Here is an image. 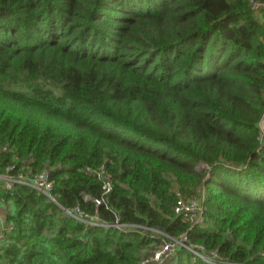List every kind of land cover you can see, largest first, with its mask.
<instances>
[{
  "label": "trees",
  "instance_id": "trees-1",
  "mask_svg": "<svg viewBox=\"0 0 264 264\" xmlns=\"http://www.w3.org/2000/svg\"><path fill=\"white\" fill-rule=\"evenodd\" d=\"M263 111L264 22L248 0H0V168H48L57 201L0 181V264H139L157 242L60 206L264 264ZM172 181L205 187L203 224L173 212ZM175 264L209 263L181 248Z\"/></svg>",
  "mask_w": 264,
  "mask_h": 264
},
{
  "label": "built area",
  "instance_id": "built-area-1",
  "mask_svg": "<svg viewBox=\"0 0 264 264\" xmlns=\"http://www.w3.org/2000/svg\"><path fill=\"white\" fill-rule=\"evenodd\" d=\"M252 10L259 15L264 22V0H248ZM261 129V139L263 138L264 129V113L259 123ZM17 157L12 158L11 162L6 164L1 170L0 181H3L4 188L9 190L14 183H22L33 187L36 191L44 194L49 200L57 202L51 193L53 181L49 177L48 168L40 169L32 172L26 162L22 161L20 166H16ZM25 164V165H24ZM98 178L103 180V194H106L111 189V181L109 175L104 171L97 172ZM177 201L173 207V212L182 216L189 225H201L204 223V201L206 190L205 187L199 186L194 193L189 195L182 194L179 190L175 191ZM96 206L105 204L103 198L93 199ZM106 205V204H105ZM62 213L73 218L76 221L88 225H99L102 227H115L119 230H140L142 233H149L151 237H155L157 242L140 250L139 264H175L176 256L179 249L184 248L192 254V258H200L209 264H242L231 261L217 249L207 248L205 245L198 243H190L188 240L187 231L184 230L176 236L169 235L161 227L141 226L134 223L121 222L115 214L113 221H107L98 216L97 213L90 214L78 206L62 207ZM4 218L0 217V243L3 240L2 227ZM9 229L11 227L9 226Z\"/></svg>",
  "mask_w": 264,
  "mask_h": 264
},
{
  "label": "rangeland",
  "instance_id": "rangeland-1",
  "mask_svg": "<svg viewBox=\"0 0 264 264\" xmlns=\"http://www.w3.org/2000/svg\"><path fill=\"white\" fill-rule=\"evenodd\" d=\"M263 113H264V111H263ZM201 167L207 168V166L204 164L199 165V168H201ZM172 183H173V185H172L171 189L173 192H175L176 190H178V184L175 181H172ZM5 209H6V206L0 200V217H2V218H3V215L6 213Z\"/></svg>",
  "mask_w": 264,
  "mask_h": 264
},
{
  "label": "crops",
  "instance_id": "crops-1",
  "mask_svg": "<svg viewBox=\"0 0 264 264\" xmlns=\"http://www.w3.org/2000/svg\"><path fill=\"white\" fill-rule=\"evenodd\" d=\"M9 205V207H11L10 203H7Z\"/></svg>",
  "mask_w": 264,
  "mask_h": 264
}]
</instances>
